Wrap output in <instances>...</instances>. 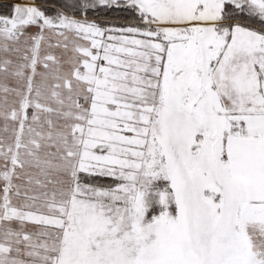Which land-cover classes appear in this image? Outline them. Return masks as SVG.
I'll use <instances>...</instances> for the list:
<instances>
[{
    "label": "snow or ice",
    "instance_id": "obj_1",
    "mask_svg": "<svg viewBox=\"0 0 264 264\" xmlns=\"http://www.w3.org/2000/svg\"><path fill=\"white\" fill-rule=\"evenodd\" d=\"M0 264H264V0H0Z\"/></svg>",
    "mask_w": 264,
    "mask_h": 264
}]
</instances>
